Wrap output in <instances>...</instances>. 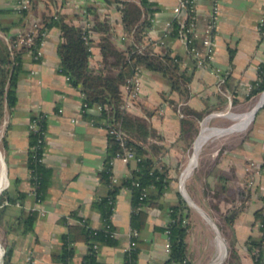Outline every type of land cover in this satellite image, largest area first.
I'll use <instances>...</instances> for the list:
<instances>
[{
  "label": "crops",
  "instance_id": "1",
  "mask_svg": "<svg viewBox=\"0 0 264 264\" xmlns=\"http://www.w3.org/2000/svg\"><path fill=\"white\" fill-rule=\"evenodd\" d=\"M15 1L0 0V8L6 9L0 13V22L10 33L28 31L34 21L41 22L51 15H59L74 25L98 16L113 31L116 44L122 45L120 14L103 0H33L23 17L13 9ZM151 1L157 10L145 40L156 52L168 48L172 54H179L191 78L180 93L171 89L159 72L142 69L139 93L126 107L150 131L145 136H133L134 142L168 179L161 194L156 196L155 190L151 191L153 204L143 207L147 219L136 238V263H165L169 254L164 244L168 239L165 228L170 221V206L182 200L186 204L185 264H254L249 242L260 237L256 211L264 215V171H256V166L264 163V101L244 128L210 135L199 151L196 142L197 134L200 136L203 130L226 128L223 125L231 115L240 117L253 110L264 92L249 95L264 61V42L257 27L264 0H216L214 53L205 66L194 64L177 38H170L164 46L157 44L165 22L173 18L172 7L177 0ZM195 1L203 19L213 0ZM59 33L57 26L47 29L38 59L29 52L23 54L16 103L11 110L4 108L0 120L8 177L4 189L16 198L6 206L0 220L1 240L4 248L12 252L9 264H62L52 258V253L60 250L67 222H76L71 214L86 218L93 227L101 225L100 212L93 201L108 192L98 173L108 152L109 134L105 120L93 123L84 115L83 93L59 70ZM93 36L90 60L96 67L100 50L97 34ZM0 37L7 39L1 30ZM122 94L127 96L125 90ZM87 112L98 111L93 106ZM38 113L46 114L43 162L49 169L41 200L33 193L27 167L28 124ZM198 113H203L200 119ZM188 121L196 131L193 127L187 129ZM205 122L210 126H203ZM195 153V162L185 173ZM111 165L119 183L132 174L136 162L113 159ZM19 194L21 198H17ZM30 211L36 214L33 230L24 231L23 223L17 219ZM131 212L132 191L122 186L115 195L111 214L116 242L98 247L100 264H124ZM86 251L84 242H75L73 262H79Z\"/></svg>",
  "mask_w": 264,
  "mask_h": 264
},
{
  "label": "trees",
  "instance_id": "2",
  "mask_svg": "<svg viewBox=\"0 0 264 264\" xmlns=\"http://www.w3.org/2000/svg\"><path fill=\"white\" fill-rule=\"evenodd\" d=\"M105 4L113 6L120 14V22L124 31L121 38L122 45L116 44L113 39V31L98 16L93 21L82 25H74L65 21L59 15H51L39 23L37 34L33 37L31 44L21 40L25 31L10 33L8 27L0 22V30L6 35V40L0 37V120L4 108L11 110L16 103V85L22 71L23 54L30 49H35L43 39L42 32H46L51 26L59 28V43L57 52L60 59L59 70L69 82L79 88L83 93L85 103L84 115L91 122L105 120V127L114 126L124 131L127 135L128 144L132 147L135 155L139 158L132 174L122 179L119 183L112 182L111 159L118 150L116 140L109 135L108 152L104 166L99 171V179L108 186L106 195L98 197L93 201V206L100 212L101 225L93 227L84 217L71 214L76 219L75 223H68L66 231L61 235V246L58 252L52 253V258L62 264H100L97 259V249L102 244H114L116 242L115 227L111 222V214L114 209L115 195L122 186L132 191V212L130 223L132 228L139 232L146 224L147 212L139 205L149 206L153 204V192L158 196L165 188L168 179L163 171L153 165L151 157L145 154L144 149L136 144L133 136H145L150 133L147 124L130 114L126 107V96L122 90L126 80L132 77L138 70L149 69L162 74L170 83L171 89L180 93L186 89L190 81L191 73L182 67V58L179 54H172L171 49L156 52L151 42L145 40L148 30L152 26L154 13L157 10L155 3L151 0H103ZM15 9L21 16H26L31 8ZM6 9L0 8V13ZM172 32L170 38H175L179 28L177 19L171 20ZM97 34V45L100 50L99 65L91 64L93 55L91 45ZM158 44V43H157ZM164 46L162 44H159ZM193 63L195 59L187 53ZM232 55V51L230 52ZM194 63V64H195ZM264 90V61L258 68V78L252 83L249 95ZM95 106L97 113H89L88 109ZM100 106V108H98ZM203 113H198L200 119ZM33 117V116H32ZM31 117V118H32ZM182 123H185V117ZM184 121V122H183ZM188 128L196 127L193 123L186 122ZM40 128L45 129V119L40 120ZM186 129V130H187ZM185 128L182 127V132ZM40 134L38 131H29V149L27 155V167L30 172V181L34 185L35 197L40 200L44 197L45 188L48 184L49 169L43 162L45 140L37 142ZM45 139V138H44ZM32 146H34L32 148ZM145 195L141 197L142 192ZM19 194L17 198H21ZM155 197V196H154ZM16 198L10 196L6 189L0 193V220L6 206L14 202ZM186 207L184 201L170 206V219L165 229H168L169 254L164 264H185L186 260V227L183 225V209ZM257 219L264 221L261 210L256 211ZM36 219L34 211L28 212L26 216L18 217V222L24 225V231H32ZM82 241L87 245V251L82 259L75 263L72 260L74 254V243ZM263 236L257 240H250L249 249L254 257V264H264ZM137 243V239H136ZM11 248H5L3 264H9ZM137 247L126 251L125 260L132 259L136 263ZM137 264V263H136Z\"/></svg>",
  "mask_w": 264,
  "mask_h": 264
},
{
  "label": "built area",
  "instance_id": "3",
  "mask_svg": "<svg viewBox=\"0 0 264 264\" xmlns=\"http://www.w3.org/2000/svg\"><path fill=\"white\" fill-rule=\"evenodd\" d=\"M31 0H16L14 3L15 9H25L30 6ZM217 3L216 0H213V6L208 11V13L203 17L199 16L196 1L195 0H177V2L172 7L173 18L177 19L179 22V28L177 30L176 37L186 46L187 52L195 59L198 66L207 65L212 59L214 53V35L216 29V15H217ZM169 19L165 22L163 31L158 39L157 43L162 45H167L170 43L169 35L172 32L171 20ZM202 23V28L200 24ZM39 23L34 21L31 25V28L28 31H25L24 36L21 37V40H25L28 44H31L33 37L37 34V28ZM258 31L262 42H264V2H263V13L258 20ZM46 32H42L43 39ZM43 39L40 41L39 45L33 53L30 49L28 52L32 55L34 59H38L42 53ZM141 85V76L137 70L132 77H129L123 89L126 92V101L125 107L131 105V101L138 95ZM85 103H83V107ZM100 108V106H98ZM46 114L38 113L34 115L28 124L29 131H38L40 136L37 142H41L45 138V129L40 128V120H44ZM108 134L113 137L118 146V150L115 152L114 156L111 159H120L123 162H129L131 160L137 161L139 158L135 155L132 147L128 144L127 135L120 128L114 126L106 127ZM34 146H32L33 148ZM256 171H264V163L256 166ZM112 182H116L117 178L112 175ZM250 185V184H249ZM34 188V185H33ZM34 195L35 192L33 191ZM145 195V191L142 192L141 197ZM40 200L39 198H36ZM143 208V205H139L136 209ZM171 221V219H170ZM169 221V222H170ZM184 221V219H183ZM258 226L260 229V235L263 236V245H264V221H258ZM165 232L168 237V229H165ZM138 235V230L136 228L130 229V241L128 250L134 249L136 247V238ZM165 250L169 252V238L165 242ZM254 259V257H253ZM255 260V259H254ZM124 264H136L132 259H124ZM257 264V263H256ZM261 264V263H259Z\"/></svg>",
  "mask_w": 264,
  "mask_h": 264
},
{
  "label": "bare ground",
  "instance_id": "4",
  "mask_svg": "<svg viewBox=\"0 0 264 264\" xmlns=\"http://www.w3.org/2000/svg\"><path fill=\"white\" fill-rule=\"evenodd\" d=\"M264 101V92L260 95V99L258 102H262ZM257 102V103H258ZM229 112V111H228ZM252 113H253V110H250L248 111L247 113H244L243 115H241L239 117V120L232 126L230 127H227L226 129H205L201 132L197 142H196V150L200 147V145L202 144V142L207 138L209 137L210 135H216V134H221V133H224V132H228V131H231L233 129H236V128H239V127H242V126H245L247 125L251 118H252ZM235 115V114H234ZM237 119V118H235ZM207 123V122H206ZM205 126V125H204ZM195 156H196V153L193 155V157L191 158L190 160V164L189 166L187 167L185 173L188 172V170L192 167V164L195 162ZM3 169V168H2ZM186 176V175H185ZM3 182H4V175L1 173L0 174V190L2 189V186H3ZM221 248V247H219ZM1 251V249H0ZM219 252V251H218ZM223 252V251H222ZM224 253V252H223ZM219 258V257H218ZM0 264H1V261H0Z\"/></svg>",
  "mask_w": 264,
  "mask_h": 264
},
{
  "label": "rangeland",
  "instance_id": "5",
  "mask_svg": "<svg viewBox=\"0 0 264 264\" xmlns=\"http://www.w3.org/2000/svg\"><path fill=\"white\" fill-rule=\"evenodd\" d=\"M235 118H237V119H235ZM228 120H227V122L225 123V125H223L224 127L225 126H228V127H230V126H232V125H234L238 120H239V117H236V116H232L231 115V117H229V118H227ZM234 123V124H233ZM204 125H208V126H210L209 125V123H204L203 124V126ZM246 126V125H245ZM245 126H242V127H239V128H236V129H242V128H244ZM227 128V127H226ZM225 128V129H226ZM210 129H215V128H210ZM216 129H218V128H216ZM222 129H224V128H222ZM197 136H198V134H197ZM201 146V145H200ZM200 148V147H199ZM199 148H198V151H199ZM194 164V163H193ZM192 164V165H193ZM3 168V169H2ZM3 174L4 175V182H3V186H2V189H1V191L5 188V187H7V185H8V180H7V170H6V163H5V157H4V152H3V149H2V146H1V142H0V174ZM0 191V192H1ZM0 249H1V251H0V261H1V264H3V254H4V251H5V248H4V245H3V241L1 240V233H0Z\"/></svg>",
  "mask_w": 264,
  "mask_h": 264
},
{
  "label": "water",
  "instance_id": "6",
  "mask_svg": "<svg viewBox=\"0 0 264 264\" xmlns=\"http://www.w3.org/2000/svg\"><path fill=\"white\" fill-rule=\"evenodd\" d=\"M262 104V102L257 103L256 106L253 108V113L255 112V110ZM252 113V114H253ZM199 137V135L197 136V138ZM197 138L195 139L194 143L196 142ZM1 191V190H0ZM190 204L194 205L192 202H189Z\"/></svg>",
  "mask_w": 264,
  "mask_h": 264
}]
</instances>
